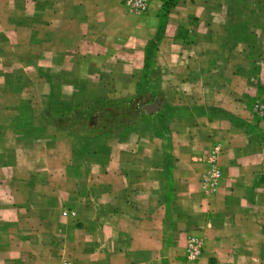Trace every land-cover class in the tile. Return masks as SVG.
<instances>
[{"label": "crops", "instance_id": "0c3cea01", "mask_svg": "<svg viewBox=\"0 0 264 264\" xmlns=\"http://www.w3.org/2000/svg\"><path fill=\"white\" fill-rule=\"evenodd\" d=\"M247 6L0 0V264H264V18Z\"/></svg>", "mask_w": 264, "mask_h": 264}, {"label": "built area", "instance_id": "2783aa9c", "mask_svg": "<svg viewBox=\"0 0 264 264\" xmlns=\"http://www.w3.org/2000/svg\"><path fill=\"white\" fill-rule=\"evenodd\" d=\"M123 4L126 9L133 14L145 13L148 9V0H123ZM255 110L260 114H264V105L262 102H257L254 105ZM221 153L220 143H213L206 155V170L200 177V186L204 192L213 191L219 184L222 176L218 158ZM74 215L73 210L64 211L63 214ZM203 249V240L197 236H189L186 245V257L188 259H195L201 253ZM57 264H71L69 259L63 258Z\"/></svg>", "mask_w": 264, "mask_h": 264}, {"label": "rangeland", "instance_id": "374dc122", "mask_svg": "<svg viewBox=\"0 0 264 264\" xmlns=\"http://www.w3.org/2000/svg\"><path fill=\"white\" fill-rule=\"evenodd\" d=\"M246 3H252V6L249 7L247 6L244 9H240V13L244 14L245 16L247 15H253V16H257V17H263L264 18V0H243ZM243 26V25H242ZM25 92H29L30 95L34 96L35 94H32L33 90H26ZM31 107L36 111L37 108L34 106H30L29 108L31 109Z\"/></svg>", "mask_w": 264, "mask_h": 264}]
</instances>
